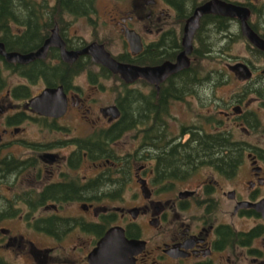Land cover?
Instances as JSON below:
<instances>
[{
    "label": "flooded vegetation",
    "instance_id": "flooded-vegetation-1",
    "mask_svg": "<svg viewBox=\"0 0 264 264\" xmlns=\"http://www.w3.org/2000/svg\"><path fill=\"white\" fill-rule=\"evenodd\" d=\"M33 1H46L49 5L57 2ZM109 1L110 9H104V13L122 40L116 54L106 49L104 41L79 43L73 40L68 24L63 23H54L47 31H24L21 26L18 31H0V43L6 53H33L44 46L57 25V33L66 50H80L97 42L124 64L173 63L183 50L182 36L187 19L198 5L208 0ZM227 1L247 5L251 16L258 14L255 21L250 16L249 22L264 39V11L256 7L264 4V0ZM182 4L186 17L180 15ZM96 12L97 8L84 16L64 12L58 18L63 20L70 15L92 21ZM174 18L179 21L178 30L169 26ZM200 25L193 34L192 50L187 55L189 65L169 74L158 85L142 78L126 82L88 54L66 61L57 45H48L43 55L28 61L7 60L0 53V207L33 211L29 220L17 214L0 221L23 219L33 232L66 240L67 255H73V260L66 259L61 264H89L88 254L112 226L123 227L127 238L144 241L143 248L134 255L133 264H245L246 259L251 260L248 264H264V233L249 240L244 236L255 226L264 227V221L252 207L239 206L241 201L256 202L264 197L263 154L247 150L243 141L233 138L232 126L215 128L221 124L208 121L207 117L201 124L212 126L214 130L194 124L182 126L178 134L170 133L169 120L174 103L198 97L199 87L195 81L198 70L192 59L193 41ZM126 30L136 33L139 42L132 38L131 44L126 39ZM104 39L106 43L107 40L114 42L112 36ZM259 54L264 62V56ZM245 63L252 71L251 77L245 79L241 74L237 77L259 88L264 84V67L260 68V64L256 67L250 60ZM81 76L83 83L78 80ZM108 80H113V84L107 88L105 82ZM199 80L200 85L210 82V72ZM38 83L41 86L34 92L32 88ZM139 83L144 85V90L137 86ZM56 88L65 96L62 114H45L30 105L31 99L43 90ZM127 90L144 97V124L124 130L123 102ZM107 92L113 95L111 103L102 105L98 102L99 95ZM257 95L255 99L259 100L260 94ZM237 107L242 111L235 117L230 115L234 125L242 131L251 130L246 123L249 120L246 112L241 105ZM156 108L157 114L152 112ZM128 112L130 115L131 111ZM130 131H135L132 143L123 139ZM197 133L231 136L232 141L243 146L239 164L230 172H221L214 165L204 163L208 158L199 161L203 165L180 178H171L169 172H161L162 155L170 156L174 146L195 140ZM20 146L29 148L30 153L22 157L13 151ZM245 158L251 163L248 178H242L240 172ZM22 161L24 166L20 169ZM227 184L230 188L225 189ZM43 193L63 199L60 202L48 200L38 207L33 200L29 205L15 199ZM223 204L233 206L231 218L249 217L258 219L259 223L248 229L234 227L232 220L220 215ZM42 208H50L48 214H36ZM40 216L59 218L55 220L60 222V229L51 233L38 230L36 223L41 222L36 218ZM2 231L8 233L6 229ZM81 238H88L90 244L82 256L80 252L85 251V244ZM23 241L22 235L8 234L4 246L10 249L16 245L19 249L24 246ZM28 243L24 253L30 254L35 261L46 263V252L51 248L41 249L33 241Z\"/></svg>",
    "mask_w": 264,
    "mask_h": 264
},
{
    "label": "rangeland",
    "instance_id": "rangeland-1",
    "mask_svg": "<svg viewBox=\"0 0 264 264\" xmlns=\"http://www.w3.org/2000/svg\"><path fill=\"white\" fill-rule=\"evenodd\" d=\"M53 4V0H48ZM258 11L262 9L264 11V4L256 5ZM97 12L92 17V21L86 18H74L70 15H66L62 20L63 25L68 24V31L70 37L79 43H87L92 40H97L100 42H105L106 49L111 54H116L121 49L122 40L118 35L117 31L113 25H111L107 19V14L104 13V9H110L109 0H98L96 2ZM264 16V15H263ZM258 18V14H252L251 20L255 21ZM178 19L173 20L169 26H174L176 30L180 27ZM95 22V24H93ZM20 25L11 23V31H18ZM168 26V27H169ZM22 28V26H21ZM239 33V24L236 21H232L229 26L228 32L212 34L210 32L209 36L211 41H214L210 47L207 54L200 58H195L193 60V65L198 68L200 73L207 74L210 72L212 80L210 82H203L198 90L195 97H188L187 100L181 102H175L172 110L171 117L169 120L170 133L178 134L182 126L199 125L204 122L205 117H209L214 123H220L221 125L215 128H222L225 126H232L230 128L233 133V138L239 139L244 142V146L247 150H256L258 153L264 155V104L263 98L260 97L255 92L249 91L246 95L242 96V92L245 88L248 90L250 87L253 89L258 87L252 82L242 81L237 77V74L230 71L227 66L228 64H233L237 61L246 62L248 60L254 62L256 67L260 64V68L264 67V62L262 57L257 54L253 47L248 43L244 37L236 36ZM72 34V35H71ZM112 36L114 38L113 44L104 38ZM208 38V36H207ZM209 39V38H208ZM194 48L199 47V42L193 41ZM245 78L243 75H241ZM218 80L216 82V80ZM81 83L84 82V77L81 76L78 79ZM107 88L109 85L113 84V80H108L105 82ZM137 85V84H136ZM41 84L38 83L32 89L37 91ZM139 88L144 90V85L139 83L137 85ZM111 93H103L99 95L98 102L102 105L111 103L112 100ZM246 103V105H245ZM237 105H241L244 112H254L259 119L260 126L249 131H242L240 127L235 126L233 117H235L242 110ZM235 108V109H233ZM225 111L227 114L223 115L221 112ZM230 115L233 117L231 118ZM206 130H214V127L208 126L206 124H201ZM227 127L226 129H228ZM135 131H130L127 133L126 137L123 139L128 142H133L135 139L133 133ZM187 136L183 139L185 140ZM20 153L22 157L30 153L29 148L25 146H20L13 148V151ZM263 166L264 162L262 161ZM251 163L249 159L245 158L242 162L241 175L242 178L249 177V168ZM207 170V169H206ZM225 189L230 188L227 184L224 186ZM245 190V187H243ZM133 196V195H132ZM1 203V202H0ZM50 209V208H48ZM48 209H38L36 214H48ZM233 210V206L223 204L221 207V216L227 218V220H232L234 227L240 229H248L253 227L254 224L259 223L258 219L249 217H232L230 212ZM59 214H64L65 212L58 211ZM2 229L8 230V233H4ZM8 234L15 235L19 237L22 235L24 237V246L19 249L16 245H12V248L6 249L4 242ZM29 241L41 248H51L47 251V262H38L33 259V257L24 253ZM88 238H81V242L85 244V251H81V256L87 251L90 246L87 243ZM261 242V241H260ZM67 241H59L56 238H51L43 233L33 232L28 228L23 219L19 218H6L0 221V257H3L10 264H61L66 259L73 260V255H67L68 248L66 247ZM251 262L250 259H246L245 264ZM79 263H83L80 261Z\"/></svg>",
    "mask_w": 264,
    "mask_h": 264
},
{
    "label": "trees",
    "instance_id": "trees-1",
    "mask_svg": "<svg viewBox=\"0 0 264 264\" xmlns=\"http://www.w3.org/2000/svg\"><path fill=\"white\" fill-rule=\"evenodd\" d=\"M184 9V5L182 4V10L180 12L181 17L187 16V13H184ZM95 11L96 0H57L54 5H49L46 1L35 2L33 0H0V31H11V23L22 26L24 31H47L54 25V23L59 25L62 24L61 18H58L60 13L66 12L74 16H84L94 13ZM231 20L232 19L227 17L212 14L204 15L201 18L200 28L196 32V39L199 42V47L194 48L193 51L195 58H200L207 54L211 45L215 43L214 41H211L209 36L210 32L212 34H216V32H228ZM250 25L254 30H256V27L253 24L250 23ZM235 35L243 37L240 30L239 33ZM253 49L257 54L261 53L262 56H264V52L254 47ZM196 75V86L199 87L200 76L203 77L205 74L197 71ZM217 81L218 80H216V82ZM249 91L257 94L259 93L260 97L264 100V84H261L259 88L253 89L250 87L249 90L245 88L242 92V96L246 95ZM125 92V100L123 102V107L125 109V126L122 129L129 130L135 124H144V97L135 92L130 93L129 90ZM262 102L264 104V101ZM127 110L131 111L130 115H128L129 112ZM157 111L158 108L154 109L152 112L157 114ZM245 115L249 118V120L246 121L249 128L253 130L260 126L259 119L254 112H246ZM207 119L208 121L211 120L209 117H207ZM150 131L153 130L150 129ZM202 134L203 133L198 135L197 133L195 140L178 143L177 146L172 148L170 156L163 154L162 156L164 157H162V162H160V171L169 172L171 178H180L194 170L197 166L203 165L201 162L206 161L208 158L209 161L204 163L214 165L221 172H230L235 165L239 164L243 146L232 141L231 136L225 137L216 135V133H212L210 135ZM19 166L20 169L23 168V161L22 163H19ZM15 199L26 201L29 205L33 204V200L38 207L39 205L45 204L48 200L60 202L63 197L43 193L42 195L31 198L17 196ZM17 214H23L24 219L29 220L33 211H16L8 208V206L5 209L0 207V219ZM55 219L59 218H45L40 216L36 218V220L41 222L36 223V228L46 233L59 230L60 222ZM263 233L264 227L258 225L250 229L248 232H245L244 236L249 240L252 236L262 235ZM0 264L10 263L3 259V257H0Z\"/></svg>",
    "mask_w": 264,
    "mask_h": 264
},
{
    "label": "water",
    "instance_id": "water-1",
    "mask_svg": "<svg viewBox=\"0 0 264 264\" xmlns=\"http://www.w3.org/2000/svg\"><path fill=\"white\" fill-rule=\"evenodd\" d=\"M204 14H214L236 18L240 22V29L247 40L256 48L264 51V39H262L248 24L250 9L244 5L232 3L225 0H208L197 6L193 14L187 19L182 36L183 50L179 53L175 62H164L158 66H136L124 64L114 59L104 48V45L97 42H91L80 50H66L64 42L57 33V25L52 29L53 33L46 40L44 46L36 52L29 54H20L16 52L6 53L3 45L0 43V53L4 54L7 60L28 61L44 54L48 45H57L60 48L61 55L66 61H72L78 55L88 54L93 61L101 63L117 73L126 82H132L137 78L146 79L148 82L158 85L160 81L169 74L177 72L189 65L188 54L192 50V37L199 26L200 18ZM126 39L132 44L133 39L139 42L138 35L132 30H126ZM228 68L234 72H239L245 78L251 76V71L243 62H236L229 65ZM65 96L60 88L45 89L39 95L31 99L30 105L45 114L58 116L65 110ZM112 109H116L112 107ZM235 109V108H234ZM51 111V112H49ZM241 207H252L260 213L264 220V197L256 202L241 201ZM144 246V241L127 238L124 228L121 226L110 227L97 242V245L88 254L89 264H133L134 255Z\"/></svg>",
    "mask_w": 264,
    "mask_h": 264
}]
</instances>
